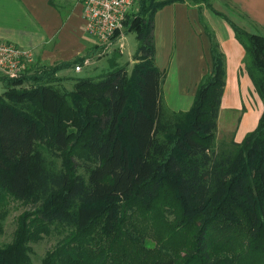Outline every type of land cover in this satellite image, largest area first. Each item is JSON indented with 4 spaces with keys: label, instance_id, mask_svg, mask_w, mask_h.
Listing matches in <instances>:
<instances>
[{
    "label": "trees",
    "instance_id": "1",
    "mask_svg": "<svg viewBox=\"0 0 264 264\" xmlns=\"http://www.w3.org/2000/svg\"><path fill=\"white\" fill-rule=\"evenodd\" d=\"M177 1L140 0L127 15L115 42L136 34L131 71L115 50L105 74L77 78L71 91L54 86L60 71L103 57L97 45L83 58L1 78L0 206L14 199L29 208L0 247V264H32L31 245L60 230L67 235L42 264H264V111L241 143L218 150L226 69L211 33L212 67L193 105L166 106L155 16ZM191 1L230 23L264 104V35L211 0Z\"/></svg>",
    "mask_w": 264,
    "mask_h": 264
},
{
    "label": "crops",
    "instance_id": "2",
    "mask_svg": "<svg viewBox=\"0 0 264 264\" xmlns=\"http://www.w3.org/2000/svg\"><path fill=\"white\" fill-rule=\"evenodd\" d=\"M211 4L249 33L264 35V0H211ZM209 33L224 54L226 69L217 143H241L256 129L264 104L245 68L244 46L230 23L204 4L178 0L155 16L156 62L161 70L169 69L163 90L168 94L172 86L170 74L178 62L175 86L190 105L181 111L191 108L199 83L212 67ZM126 37L115 45V50L123 55L121 58L135 55L137 51L127 53ZM0 40L33 52L36 65L41 69L83 58L97 47L96 41L87 33L83 5L73 0H0ZM91 60L87 66L97 63ZM74 69L62 70L57 76L75 77ZM165 104L172 110L166 100ZM224 111H243V115L237 124H232L226 116L225 125L220 126Z\"/></svg>",
    "mask_w": 264,
    "mask_h": 264
},
{
    "label": "rangeland",
    "instance_id": "3",
    "mask_svg": "<svg viewBox=\"0 0 264 264\" xmlns=\"http://www.w3.org/2000/svg\"><path fill=\"white\" fill-rule=\"evenodd\" d=\"M126 43H127V53L129 52H135L138 47V40L135 33H127L126 35ZM115 51V45L101 58H95L92 59L93 61H97L93 66L92 64L90 66H85L82 71L76 72L75 69L72 71V74L76 77H70V76H58V81L54 83V86L62 91H71L74 89V85L76 83L77 78H85V77H94L98 78L99 76L105 74L107 71H109V63L111 57H113ZM123 56V55H122ZM192 56V55H191ZM134 54L126 55L124 58H120V64L126 65L128 67V70L131 71L133 65L135 64ZM91 60V62H93ZM101 60V61H100ZM191 64L192 62H188ZM183 65V63H181ZM186 64V63H184ZM195 64V63H193ZM178 62H176L175 70L170 74L171 79L170 83L172 86H170L168 94H166L164 91V97L166 100L167 105H170V108L174 111H181L188 109L190 105L187 104V98H182L181 94L178 92L177 87L175 86L176 81V71L178 70ZM43 69V68H42ZM168 69V68H167ZM31 70L33 73L40 72L41 68L38 65H34ZM169 71V69H168ZM24 87L31 86L30 83L25 82L23 85ZM164 89V88H163ZM4 86L2 83H0V94L4 92ZM243 115V111H224L222 113V118L220 120V126L225 125L224 123V117L227 116V118L232 122V124H237L240 122L241 117ZM223 133L226 130L221 128ZM221 132V133H222ZM220 133V137H222V134ZM226 144V145H225ZM217 143L218 150H221L225 148V146L229 145L230 143ZM75 162L78 163V158L74 156ZM55 160L57 167L60 169L63 167V159L62 158H53ZM78 172L80 174H84V170L82 168H78ZM29 207L24 205L21 201H17L14 199H9L4 204L0 206V247L6 246L12 241L14 231L16 230L17 226V219L18 217L25 212ZM67 235V232L65 230L53 231L51 235L44 236L41 241L38 243H34L31 245V252H30V260L32 264H42L44 258L48 254L50 250H52L54 247L58 246L60 242L65 238Z\"/></svg>",
    "mask_w": 264,
    "mask_h": 264
},
{
    "label": "built area",
    "instance_id": "4",
    "mask_svg": "<svg viewBox=\"0 0 264 264\" xmlns=\"http://www.w3.org/2000/svg\"><path fill=\"white\" fill-rule=\"evenodd\" d=\"M73 1L83 5L87 33L96 41L97 45L102 47V52L99 54L102 56L107 54L116 45L118 42H115L117 33L123 34L127 15L137 11L140 0ZM36 63L33 52L23 50L12 43L0 40V82L2 77L21 78ZM89 64L90 60H87L85 65ZM82 69V66L75 68L77 72L82 71Z\"/></svg>",
    "mask_w": 264,
    "mask_h": 264
}]
</instances>
